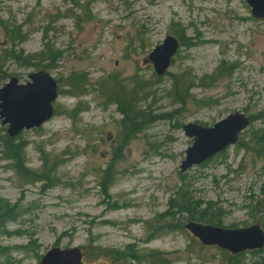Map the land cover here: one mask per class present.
Masks as SVG:
<instances>
[{
	"label": "rangeland",
	"instance_id": "rangeland-1",
	"mask_svg": "<svg viewBox=\"0 0 264 264\" xmlns=\"http://www.w3.org/2000/svg\"><path fill=\"white\" fill-rule=\"evenodd\" d=\"M166 37L179 48L156 76L148 56ZM39 72L58 96L50 120L11 139L21 158L4 151L0 120V200L15 212L0 264L54 248L82 264H234L185 230L183 210L264 231L249 204L264 197V159L239 147L264 139V19L245 0H0V88ZM235 113L251 119L238 143L180 172L182 127Z\"/></svg>",
	"mask_w": 264,
	"mask_h": 264
},
{
	"label": "water",
	"instance_id": "water-1",
	"mask_svg": "<svg viewBox=\"0 0 264 264\" xmlns=\"http://www.w3.org/2000/svg\"><path fill=\"white\" fill-rule=\"evenodd\" d=\"M251 9V15L257 20L264 19V0H245ZM178 49L177 41L166 37L160 46L149 54L157 76H162L170 65L171 57ZM30 82L18 84L11 78L0 89V119L2 125H8L7 135L16 137L23 129L38 128L47 122L53 114L52 102L57 97L56 83L45 72L31 74ZM251 120L243 114L235 113L216 123L212 128H204L195 124L182 127L187 138L192 139V145L185 151V159L179 167L185 172L198 166L216 154L234 146L239 135L250 125ZM192 236L204 246H217L231 254L260 250L264 246V232L259 225L242 229H224L197 223H187L184 226ZM40 264H82L80 251L76 248L48 251Z\"/></svg>",
	"mask_w": 264,
	"mask_h": 264
},
{
	"label": "trees",
	"instance_id": "trees-1",
	"mask_svg": "<svg viewBox=\"0 0 264 264\" xmlns=\"http://www.w3.org/2000/svg\"><path fill=\"white\" fill-rule=\"evenodd\" d=\"M183 45H184V43H183ZM122 113L125 115L126 119H128V121H131V122L133 119H136V117H137V115L134 114V110L132 108L125 109L122 111ZM253 119H255V118H252V121H253ZM252 136H263V135H261L260 133L253 132ZM12 141L13 140L8 139V137H4L3 148H4V151L6 152L9 159L16 160V158L18 156H19V158H21L19 155L21 148H20V146H17L15 148L13 146L14 143ZM250 142L251 143H249V144H244L243 142H241L239 147L241 149L248 150L247 152L249 154H254L255 156H260L264 159V139L260 138V137H256V138H253ZM7 152H9V153H7ZM42 177L44 178V176H42ZM249 204H250L253 211L259 212V214H260L259 218L263 219L264 218V197L262 199H259V200L250 201ZM13 209H14V207L10 206L6 201L0 200V229L4 228L6 223L12 221L14 214H15ZM183 212L184 213L187 212L188 221H194V222H197L199 224H204V225L219 226L218 222H215L213 220V218L208 217V215L204 214L203 211L197 212L196 210H193V211L188 212V210H183V211H180L179 213L182 214ZM159 217L161 218V221H163L162 218L166 217V215L162 214ZM5 252H6V249L0 247V254H4ZM243 254L244 253L236 254V255L230 257L228 259V262L230 261V259L231 260L234 259V264H245V262H244L245 259H242L245 254L244 255ZM246 254H249V255H259V254L262 255L263 254L264 255V248H263V250H258V251H254V252H250V253H246ZM260 255H259L258 261L255 264H263L264 263V256H260ZM127 258L132 260V261H139V259H140L138 257H135L134 254H130V257L127 256ZM151 259H152V263H153V261H155L154 264H160V263H158V261H156L157 260L156 258L152 257Z\"/></svg>",
	"mask_w": 264,
	"mask_h": 264
}]
</instances>
